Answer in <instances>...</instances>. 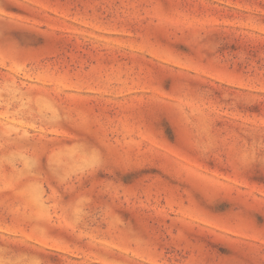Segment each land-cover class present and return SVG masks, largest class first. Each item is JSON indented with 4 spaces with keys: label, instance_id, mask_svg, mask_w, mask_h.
I'll return each instance as SVG.
<instances>
[{
    "label": "rangeland",
    "instance_id": "374dc122",
    "mask_svg": "<svg viewBox=\"0 0 264 264\" xmlns=\"http://www.w3.org/2000/svg\"><path fill=\"white\" fill-rule=\"evenodd\" d=\"M0 264H264V0H0Z\"/></svg>",
    "mask_w": 264,
    "mask_h": 264
}]
</instances>
